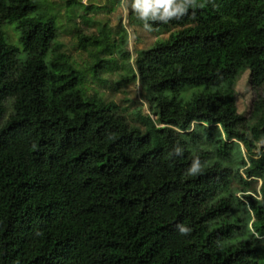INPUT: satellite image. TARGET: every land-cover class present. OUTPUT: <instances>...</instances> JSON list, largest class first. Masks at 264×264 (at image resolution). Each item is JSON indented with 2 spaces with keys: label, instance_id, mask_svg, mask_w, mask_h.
<instances>
[{
  "label": "trees",
  "instance_id": "16d2710c",
  "mask_svg": "<svg viewBox=\"0 0 264 264\" xmlns=\"http://www.w3.org/2000/svg\"><path fill=\"white\" fill-rule=\"evenodd\" d=\"M35 1L0 0V264H264V0H175L184 10L164 18L130 7L131 25L169 35L133 64L121 23L103 35L100 52L123 60L115 85L137 81L150 109L129 118L86 92Z\"/></svg>",
  "mask_w": 264,
  "mask_h": 264
},
{
  "label": "rangeland",
  "instance_id": "374dc122",
  "mask_svg": "<svg viewBox=\"0 0 264 264\" xmlns=\"http://www.w3.org/2000/svg\"><path fill=\"white\" fill-rule=\"evenodd\" d=\"M83 5H91L95 8L84 12V6L77 3L69 7L65 0H36L38 6L37 14L53 13L59 27L58 41L63 45V50L70 55L75 67L82 72L84 77V87L87 93L97 92L107 101L114 102L128 116L135 106H139L143 113H150L147 102L142 97V90L137 81L129 84H117L115 82L123 74V70L114 65L121 64L123 60L117 51L112 54L100 52L103 35L109 33L110 41L118 39L122 31L116 34L119 24L126 29V49L130 53V63L133 64L136 57V50L148 48L156 39H165L169 33H157L147 30L138 25L129 23V8L132 7L133 0H76ZM84 14L83 17L81 15ZM102 27H104L102 29ZM4 31L10 42L16 44L18 34L14 25H6ZM79 36L96 37L99 44H85L82 47ZM86 43V42H83ZM98 58L110 60L107 64L100 63ZM43 62H37L29 71L31 80L43 72ZM95 71V72H94ZM248 69L240 71L234 85L236 96L237 112L248 115L254 98V92L247 84ZM201 91V89H200ZM39 94H36L38 97ZM31 114H34L33 107H30ZM129 118V116H128ZM152 118L156 119L154 115ZM34 124V123H33ZM33 127V126H32ZM34 132L37 133L34 126ZM243 150V149H242ZM243 172V170L241 169ZM242 176L245 175L242 173ZM260 181L256 184L259 188ZM254 185V184H253ZM240 195V192L236 193Z\"/></svg>",
  "mask_w": 264,
  "mask_h": 264
},
{
  "label": "clouds",
  "instance_id": "9594fccd",
  "mask_svg": "<svg viewBox=\"0 0 264 264\" xmlns=\"http://www.w3.org/2000/svg\"><path fill=\"white\" fill-rule=\"evenodd\" d=\"M193 2L195 4V0ZM132 7L138 10L140 18H155L157 14L162 18L176 17L178 12L184 10L182 7L176 5L175 0H133ZM180 230L181 232L187 231L183 227Z\"/></svg>",
  "mask_w": 264,
  "mask_h": 264
}]
</instances>
